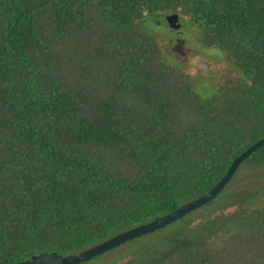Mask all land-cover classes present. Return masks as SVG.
<instances>
[{
	"label": "trees",
	"instance_id": "trees-1",
	"mask_svg": "<svg viewBox=\"0 0 264 264\" xmlns=\"http://www.w3.org/2000/svg\"><path fill=\"white\" fill-rule=\"evenodd\" d=\"M160 13L186 15L247 82L201 96L140 25ZM262 137L264 0H0V264L163 215ZM241 165H264V144ZM230 192L233 212L118 264H264V187Z\"/></svg>",
	"mask_w": 264,
	"mask_h": 264
},
{
	"label": "rangeland",
	"instance_id": "rangeland-1",
	"mask_svg": "<svg viewBox=\"0 0 264 264\" xmlns=\"http://www.w3.org/2000/svg\"><path fill=\"white\" fill-rule=\"evenodd\" d=\"M140 25L148 33L157 37L163 51L171 57L168 58V61L182 68L201 96H214L218 93L219 85L228 80L247 82L241 71L231 66L222 51L215 47L207 48L201 45L199 41L200 29L186 15L160 13L153 17L143 18ZM261 175H264V165L252 167L241 165L225 189L234 187L232 190H238L240 194L252 192L257 188L264 187V180L242 181ZM233 200L234 194L229 191L190 212L182 219L175 220L151 233L128 240L79 264H118L137 255L146 247L161 244L167 235L181 228L187 220H191L190 226L195 227L202 221L199 215L233 212L234 206L225 207ZM194 215H198V217L192 218Z\"/></svg>",
	"mask_w": 264,
	"mask_h": 264
},
{
	"label": "water",
	"instance_id": "water-1",
	"mask_svg": "<svg viewBox=\"0 0 264 264\" xmlns=\"http://www.w3.org/2000/svg\"><path fill=\"white\" fill-rule=\"evenodd\" d=\"M264 144V137L252 143L245 151L233 159L226 173L215 183L207 192L191 199L175 209L155 216L153 219L130 227L121 231L101 242L91 245L79 252L69 253L66 255L57 252H42L32 255L30 258L13 263V264H79L87 261L97 255L104 253L128 240L140 237L144 234L151 233L159 228H163L171 222L182 219L186 214L200 208L202 205L214 201L231 191L234 187L225 189L238 167L260 146ZM264 180V175L250 177L242 182Z\"/></svg>",
	"mask_w": 264,
	"mask_h": 264
}]
</instances>
